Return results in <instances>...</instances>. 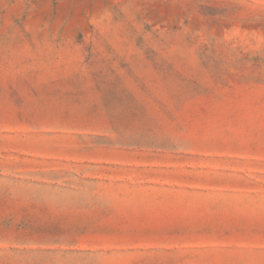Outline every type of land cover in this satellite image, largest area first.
Returning a JSON list of instances; mask_svg holds the SVG:
<instances>
[{
    "label": "rangeland",
    "instance_id": "rangeland-1",
    "mask_svg": "<svg viewBox=\"0 0 264 264\" xmlns=\"http://www.w3.org/2000/svg\"><path fill=\"white\" fill-rule=\"evenodd\" d=\"M0 264H264V0H0Z\"/></svg>",
    "mask_w": 264,
    "mask_h": 264
}]
</instances>
